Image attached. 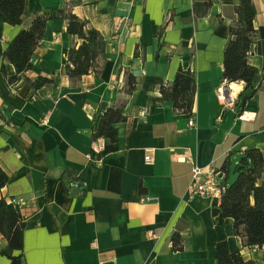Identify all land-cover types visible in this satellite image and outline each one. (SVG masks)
Here are the masks:
<instances>
[{"label": "crops", "instance_id": "obj_1", "mask_svg": "<svg viewBox=\"0 0 264 264\" xmlns=\"http://www.w3.org/2000/svg\"><path fill=\"white\" fill-rule=\"evenodd\" d=\"M252 2L259 50L249 63L262 71L264 0ZM238 3L213 0L208 14L195 20L193 0H25L29 15L65 7L108 47L99 76H82L73 86L63 68L69 47L79 42L66 32V21H49L25 77L53 83L35 92L23 80L7 85L15 71L0 59V169L8 176L0 198L27 201L20 210L22 264H216L222 241L244 262L264 263V246H244L231 220L214 213L221 199L187 194L193 164L223 170L228 186L245 151L259 150L264 161V75L253 93L231 83L237 89L229 108L216 96ZM30 21L3 25L1 49ZM136 46L144 59L134 57ZM179 67L195 78L191 117L156 104L159 88ZM124 70L139 82L130 96ZM118 104L127 122L116 125L115 143L100 139L103 148L95 154L97 112ZM72 178L84 184L83 196L67 192ZM173 235L179 251L172 250ZM5 245L0 235V251ZM8 263L0 255V264Z\"/></svg>", "mask_w": 264, "mask_h": 264}, {"label": "trees", "instance_id": "obj_2", "mask_svg": "<svg viewBox=\"0 0 264 264\" xmlns=\"http://www.w3.org/2000/svg\"><path fill=\"white\" fill-rule=\"evenodd\" d=\"M213 0H193V18L201 19L208 14ZM235 19L228 27L229 38L223 51L222 79L227 83L242 82L243 93H253L263 78L260 71L249 63V56L258 52L259 41L254 28L255 8L252 0H239L234 8ZM31 17L28 28L20 30L7 44L5 50L0 47V59L10 63L14 75L6 78L9 86L23 80L35 92L43 86L53 83L52 78L38 77L30 81L25 73L34 68V52L44 34L46 24L55 19L66 21V32L79 43H73L68 50L64 74L75 86L82 76L94 74L98 77L105 62L108 41L85 19H80L70 10L63 8L29 15L25 0H0V41L3 25L18 26L23 18ZM161 28L158 37L163 34ZM158 56V53L156 54ZM135 58L144 59V50L135 47ZM125 93L132 95L139 85L138 80L129 71L124 70ZM195 78L190 70L179 67L172 81L159 88L158 106L169 103L172 110L191 117L195 101ZM124 105H113L97 112L99 120L96 129L91 133V140L102 139L106 144L117 141L116 125L126 123L123 113ZM245 160H240L234 167L235 179L227 186L221 197L220 205L214 213H221L232 222L233 233L246 247L261 248L264 246V182L259 183L264 173L262 154L257 149L244 152ZM8 176L0 169V190L7 184ZM75 184L74 190L69 184ZM67 192L81 197L85 193L84 184L78 179H69ZM20 210L7 199L0 198V235L6 241L0 255L8 264H22V236L24 218ZM173 251L182 249L178 238L171 237ZM14 252L17 254L14 255ZM216 264H251L244 262L239 252H230L226 241L215 247ZM264 264V263H263Z\"/></svg>", "mask_w": 264, "mask_h": 264}, {"label": "built area", "instance_id": "obj_3", "mask_svg": "<svg viewBox=\"0 0 264 264\" xmlns=\"http://www.w3.org/2000/svg\"><path fill=\"white\" fill-rule=\"evenodd\" d=\"M230 83L223 80L221 86L217 89V100L219 105L223 108H229L234 105V94H231L228 87ZM193 122L190 118L188 126H192ZM103 148L102 140L98 139L92 143V151L95 154H100ZM146 164L152 162L151 155H147L144 158ZM98 163L99 160L97 159ZM73 189H77V186L73 183L69 184ZM227 188L226 185V173L223 170L215 167L201 168L196 164H193L191 168V180L187 187V194L189 198L205 197L221 199ZM8 203L12 206L21 209L27 205V201L23 198H8Z\"/></svg>", "mask_w": 264, "mask_h": 264}, {"label": "bare ground", "instance_id": "obj_4", "mask_svg": "<svg viewBox=\"0 0 264 264\" xmlns=\"http://www.w3.org/2000/svg\"><path fill=\"white\" fill-rule=\"evenodd\" d=\"M228 89H229V91H230L231 94H234V93L236 92V90H233V89H237V88L235 87L234 84H231V83H230ZM234 96H235V95H234Z\"/></svg>", "mask_w": 264, "mask_h": 264}, {"label": "water", "instance_id": "obj_5", "mask_svg": "<svg viewBox=\"0 0 264 264\" xmlns=\"http://www.w3.org/2000/svg\"><path fill=\"white\" fill-rule=\"evenodd\" d=\"M245 159H246V157H244V156L240 158V160H245Z\"/></svg>", "mask_w": 264, "mask_h": 264}]
</instances>
